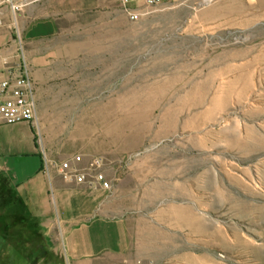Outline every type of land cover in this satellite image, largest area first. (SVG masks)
<instances>
[{
    "label": "rangeland",
    "instance_id": "rangeland-1",
    "mask_svg": "<svg viewBox=\"0 0 264 264\" xmlns=\"http://www.w3.org/2000/svg\"><path fill=\"white\" fill-rule=\"evenodd\" d=\"M9 17L52 158L101 157L110 181L102 235L76 250L264 264V0H165L136 21L118 0H27ZM39 222L0 174V264L63 262Z\"/></svg>",
    "mask_w": 264,
    "mask_h": 264
},
{
    "label": "crops",
    "instance_id": "crops-1",
    "mask_svg": "<svg viewBox=\"0 0 264 264\" xmlns=\"http://www.w3.org/2000/svg\"><path fill=\"white\" fill-rule=\"evenodd\" d=\"M9 16L8 7L0 4V79L18 59V40ZM36 97L38 103L37 86ZM44 153L55 160L36 124L0 123V174L8 180L12 193L40 218L50 249L63 256V262L57 264L102 262L100 250L89 247L79 252L76 243L70 241L87 232L102 235V206L109 188L67 180L56 165L47 171Z\"/></svg>",
    "mask_w": 264,
    "mask_h": 264
},
{
    "label": "built area",
    "instance_id": "built-area-1",
    "mask_svg": "<svg viewBox=\"0 0 264 264\" xmlns=\"http://www.w3.org/2000/svg\"><path fill=\"white\" fill-rule=\"evenodd\" d=\"M123 12L131 20H139L143 16L151 13L156 6L165 0H118ZM212 0H203L205 4ZM27 0H1L0 4H5L12 18H16L22 6ZM18 40V59L8 69L5 77L0 79V123L26 122L38 124V103L36 97V83L26 56L24 45L20 35L15 34ZM71 160L58 162L50 159L44 153L45 168L49 171L50 165H56L61 174L67 180L77 183H85L91 187H110V181L106 173L102 170V158L93 159V165L80 167L77 161L81 156L77 155ZM66 264H72L67 261ZM120 264H167L164 261L152 257H136L134 259L125 258Z\"/></svg>",
    "mask_w": 264,
    "mask_h": 264
}]
</instances>
